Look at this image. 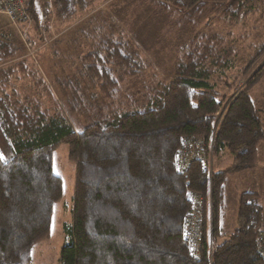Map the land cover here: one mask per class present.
<instances>
[{
  "label": "trees",
  "instance_id": "1",
  "mask_svg": "<svg viewBox=\"0 0 264 264\" xmlns=\"http://www.w3.org/2000/svg\"><path fill=\"white\" fill-rule=\"evenodd\" d=\"M26 1L37 28L46 0ZM91 1L52 0L59 19ZM263 1L150 0L159 14L186 26L211 13L236 24ZM234 42L217 32L196 35L177 48L171 78L152 74L154 84L120 96L146 62L123 33L98 38L82 60L104 104L77 129L36 76L34 62L14 58L12 33L0 26V264H32L34 244L49 237L54 204L63 194L52 166L61 144L68 146L76 173L59 264H264L256 192L242 193L233 228L221 227L227 177L257 167L264 146V107L251 97L250 79L216 128L236 79L246 77L264 52L262 43L241 55ZM20 80H28L37 97L17 94L14 83ZM184 139L199 140L210 157L230 154L231 165L208 172L193 160L177 171L174 157ZM189 192L204 203L196 253L182 233Z\"/></svg>",
  "mask_w": 264,
  "mask_h": 264
},
{
  "label": "rangeland",
  "instance_id": "2",
  "mask_svg": "<svg viewBox=\"0 0 264 264\" xmlns=\"http://www.w3.org/2000/svg\"><path fill=\"white\" fill-rule=\"evenodd\" d=\"M46 6L37 28L33 22L15 26L2 13L0 26L6 24L14 38V45L20 48L18 54L22 53V58L25 56L34 62L38 73L36 76L48 86L49 93L77 129L87 126L104 104L95 81L85 74L82 60L98 38L121 32L135 45L141 59L146 62V70L126 84L127 88L132 82L134 86L125 88L127 90L121 92L120 96L132 94L131 91L135 92L142 84H154L150 82L152 74L160 79L171 78L177 48L196 35L217 32L231 38L236 41L235 47L241 51V55L245 51L249 54V46L264 43V1L258 10L236 24L221 21L211 13L202 15L192 26L175 25L173 20L154 10L150 0H93L84 8H75L69 17L60 19L52 0H46ZM29 50H32V54H29ZM248 79L254 82L250 88L251 97L263 106L264 52L253 62L246 77L239 75L236 79L235 86L228 93V102L224 103L218 115L216 128L226 113L229 101L239 93ZM14 86L17 94L37 97V91L31 89L28 80H20ZM231 163L232 156L228 153L217 157L211 155L209 170L222 171ZM52 166L54 174L62 180L63 194L54 204L49 237L37 242L32 248V264H59L60 250L66 242L63 225L72 220L76 165L69 159L66 144L54 150ZM226 180L229 208L227 225H231L230 221L234 217L239 192H256L260 195L259 191H262L259 200L264 207V188L251 173L229 175Z\"/></svg>",
  "mask_w": 264,
  "mask_h": 264
},
{
  "label": "built area",
  "instance_id": "3",
  "mask_svg": "<svg viewBox=\"0 0 264 264\" xmlns=\"http://www.w3.org/2000/svg\"><path fill=\"white\" fill-rule=\"evenodd\" d=\"M0 13L6 15L15 26L29 24L32 22L31 15L27 10L26 0H0ZM42 14L40 19L43 18ZM32 45L31 42L28 43ZM32 54V50H29ZM218 123V122H217ZM203 145L199 140L184 139L181 147L174 157V166L177 171L182 172L191 161H199L202 169H210V156L203 151ZM190 209L184 215L182 223V233L191 253L198 251L199 239L202 232L203 223V197L200 194L189 192ZM261 256L264 258V248H259Z\"/></svg>",
  "mask_w": 264,
  "mask_h": 264
},
{
  "label": "crops",
  "instance_id": "4",
  "mask_svg": "<svg viewBox=\"0 0 264 264\" xmlns=\"http://www.w3.org/2000/svg\"><path fill=\"white\" fill-rule=\"evenodd\" d=\"M3 16H5V17H7L6 15H4L3 14ZM8 18V17H7ZM9 20V19H8ZM10 21V20H9ZM4 23H5V21H4ZM4 25H6V24H4ZM4 25H1V26H4ZM18 49V51L20 50V48H17ZM5 53V52H4ZM4 55H6V53L4 54ZM3 55V56H4ZM21 55H22V53L21 54H18V52L16 51V53H15V57L14 58H17V59H21L22 57H21ZM0 56H1V54H0ZM24 58H25V56H24ZM26 58H28V57H26ZM12 60H13V58H12ZM7 59H4L3 61H2V63L3 64H6L7 63ZM263 104V103H262ZM264 106V105H263ZM243 173H251V175H253L256 179H257V181H258V183L260 184V186L262 187V189L264 188V146L262 147V156H261V160H260V162H259V164L257 165V167H255V168H253V169H249V170H245V171H242V172H239V173H236V174H234V175H241V174H243ZM247 175H250V174H247ZM227 181L228 180H226V182H225V185L227 184ZM245 191H242V192H239L238 194H237V198H236V201H237V203H236V207H235V212H234V217H232V219H231V221H230V223H231V225H227L226 224V222H227V217H228V211L227 210H229V208H228V199H227V191L225 190V204H226V210H225V217L223 218V221H222V223H221V227H223V229H224V231H227V232H229L232 228H233V226H234V224H235V222H236V220H237V204H238V200H239V197H240V195L242 194V193H244ZM260 192V195L259 196H262V191H259ZM263 198H264V196H263ZM233 211H234V209H233ZM262 221H263V223H264V207H262Z\"/></svg>",
  "mask_w": 264,
  "mask_h": 264
},
{
  "label": "snow or ice",
  "instance_id": "5",
  "mask_svg": "<svg viewBox=\"0 0 264 264\" xmlns=\"http://www.w3.org/2000/svg\"><path fill=\"white\" fill-rule=\"evenodd\" d=\"M0 159H3V157H2V156H0Z\"/></svg>",
  "mask_w": 264,
  "mask_h": 264
}]
</instances>
